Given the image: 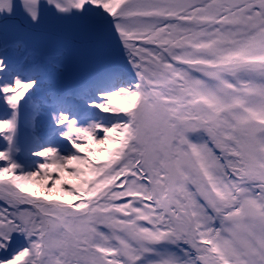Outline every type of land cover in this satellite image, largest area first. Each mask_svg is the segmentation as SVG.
<instances>
[{
  "label": "snow or ice",
  "instance_id": "obj_1",
  "mask_svg": "<svg viewBox=\"0 0 264 264\" xmlns=\"http://www.w3.org/2000/svg\"><path fill=\"white\" fill-rule=\"evenodd\" d=\"M0 264H264V0H0Z\"/></svg>",
  "mask_w": 264,
  "mask_h": 264
},
{
  "label": "rangeland",
  "instance_id": "obj_2",
  "mask_svg": "<svg viewBox=\"0 0 264 264\" xmlns=\"http://www.w3.org/2000/svg\"><path fill=\"white\" fill-rule=\"evenodd\" d=\"M58 55L61 56L63 59H64V63L66 65V68L68 71H71L72 70V67H73V56H74V53L72 52L71 48H64V47H61L58 49ZM117 103H120V104H123V101H117ZM100 155V154H98ZM102 156V155H100ZM101 159V157H100ZM104 159V158H103ZM70 184L71 183H74L75 181H72L69 179L68 181ZM34 186H29V190H32Z\"/></svg>",
  "mask_w": 264,
  "mask_h": 264
},
{
  "label": "bare ground",
  "instance_id": "obj_3",
  "mask_svg": "<svg viewBox=\"0 0 264 264\" xmlns=\"http://www.w3.org/2000/svg\"><path fill=\"white\" fill-rule=\"evenodd\" d=\"M101 157V159H103L104 157L103 156H100Z\"/></svg>",
  "mask_w": 264,
  "mask_h": 264
}]
</instances>
